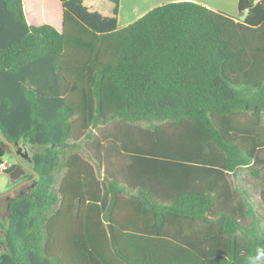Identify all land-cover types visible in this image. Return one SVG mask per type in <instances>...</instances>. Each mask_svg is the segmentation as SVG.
I'll return each instance as SVG.
<instances>
[{"label": "trees", "instance_id": "1", "mask_svg": "<svg viewBox=\"0 0 264 264\" xmlns=\"http://www.w3.org/2000/svg\"><path fill=\"white\" fill-rule=\"evenodd\" d=\"M24 1L0 0V131L36 151L0 264H264V0L166 3L122 29L121 0H58L61 31ZM111 124L155 134L140 185L99 158Z\"/></svg>", "mask_w": 264, "mask_h": 264}, {"label": "crops", "instance_id": "2", "mask_svg": "<svg viewBox=\"0 0 264 264\" xmlns=\"http://www.w3.org/2000/svg\"><path fill=\"white\" fill-rule=\"evenodd\" d=\"M55 1L58 2L60 7L61 3L58 0ZM83 1L87 7L94 8L97 11H102L108 2V0ZM173 2L198 3L208 7L211 10L220 11L232 17H237L239 14V0H121L118 27L120 29L125 28L146 15L154 8ZM24 8L26 9V4L24 5ZM26 14L29 20H34L33 16L31 17V14L28 12V10H26ZM60 14L61 20L62 11ZM45 22L51 23L50 21ZM61 29L62 24L60 30ZM105 130L106 133L102 136V139L104 142L110 140L109 144H112L110 149H105V153L103 152L102 155L105 159L104 161L107 168H110L114 172L115 176L129 181L132 186L140 185L141 183L139 182V173H144V167L141 165L140 160L142 157H144V155L150 154V148L155 142V134L145 127L121 124H111ZM159 130L160 131L158 134L161 138L162 135L167 136L164 134V132L166 133L168 130H174L176 132L182 131V129L177 126H162ZM0 198L3 197L0 196Z\"/></svg>", "mask_w": 264, "mask_h": 264}, {"label": "rangeland", "instance_id": "3", "mask_svg": "<svg viewBox=\"0 0 264 264\" xmlns=\"http://www.w3.org/2000/svg\"><path fill=\"white\" fill-rule=\"evenodd\" d=\"M25 4L26 3L24 1V5ZM28 8H30V9L28 10ZM26 10H28L30 12L32 10V15H34V18H33L34 20H29L27 17V14H26V17H27L29 24H32L35 26H38L41 24H49V25L55 27L57 30L61 31L60 28H61V24H62V19L60 20V17H61L60 13L62 11V8H61V6L59 7L58 2H56L55 0H32V4H31V2L26 4L25 13H26ZM45 21H50L51 23H47ZM262 122H263L262 127H264V120ZM108 126L109 125H107L105 127H100L95 132L97 135V141H98V143L100 145V149H101L99 158L104 163H105V161H104L105 159L102 156L103 152L105 153L104 150L110 149V146H112V144H109L110 140L104 142L102 139V136L105 135V133H106L105 129ZM129 126H131V125H129ZM165 134L167 135L166 137H168V136L173 137L176 134V131L168 130V131H166ZM19 147L22 148L21 150L23 153L29 154V158H27L26 161H27L28 165L32 166L31 156L36 151V148L30 147V146L25 145V144H19ZM82 148H83V157L84 158H86L88 155H91L93 152L96 151L95 142L92 143V142L86 141V140L83 141ZM3 163L7 164L8 167H13L15 165L18 166V164H19L17 157L14 156V154H12V152L9 149H7V153H6L5 157L3 158ZM98 175L101 178L100 173ZM21 177L14 179L13 177H11V175L2 176L0 174V195H4V196H2L3 198H0V225L2 226V228H0V239H2L3 235H4L3 228L5 229L8 226V222H9V218H10L8 205L10 203V200L15 199L20 193L26 194L32 190V184H26L20 190L14 192V194L10 193V191H12L19 184H21ZM246 179L248 181H252L249 177H247L244 174V175L240 176L238 181L233 180V183L234 184L239 183L241 185H245V187L249 190V192L251 194V198L255 201L256 204H258L259 203L258 201L260 199L259 187L247 184L245 182ZM3 252H4V247L0 246V254Z\"/></svg>", "mask_w": 264, "mask_h": 264}, {"label": "water", "instance_id": "4", "mask_svg": "<svg viewBox=\"0 0 264 264\" xmlns=\"http://www.w3.org/2000/svg\"><path fill=\"white\" fill-rule=\"evenodd\" d=\"M0 139H1V142H0L1 147L5 149L9 148L13 152V154L17 157L18 162H19L18 166L11 174V177H13L14 179H17L25 174L26 168H28L29 170H32L30 167L24 164L23 160H26L27 158H29V154L23 153L21 150L22 148L19 147V144H12L11 142H9L7 139H5L2 136L1 131H0ZM17 146L19 147V149H16ZM23 186H24V183L19 184L12 191H10V193L14 194V192L20 190ZM0 196H3V195H0Z\"/></svg>", "mask_w": 264, "mask_h": 264}, {"label": "flooded vegetation", "instance_id": "5", "mask_svg": "<svg viewBox=\"0 0 264 264\" xmlns=\"http://www.w3.org/2000/svg\"><path fill=\"white\" fill-rule=\"evenodd\" d=\"M8 149H9V148H8ZM16 149H19V147L17 146ZM9 150H10V149H9ZM10 151H11V150H10ZM11 152H12V151H11ZM12 153H13V152H12ZM23 161H24V163H25L26 166L31 167L30 165L27 164V161H26V160H23ZM28 171H29L28 168H26L25 174H24L21 178H23V177H27L28 174H27L26 172H28ZM29 184H32V183H29Z\"/></svg>", "mask_w": 264, "mask_h": 264}, {"label": "built area", "instance_id": "6", "mask_svg": "<svg viewBox=\"0 0 264 264\" xmlns=\"http://www.w3.org/2000/svg\"><path fill=\"white\" fill-rule=\"evenodd\" d=\"M8 165L7 164H5V163H2V164H0V171L1 172H4V171H6V170H8Z\"/></svg>", "mask_w": 264, "mask_h": 264}, {"label": "clouds", "instance_id": "7", "mask_svg": "<svg viewBox=\"0 0 264 264\" xmlns=\"http://www.w3.org/2000/svg\"><path fill=\"white\" fill-rule=\"evenodd\" d=\"M259 255H260V256H264V252H260Z\"/></svg>", "mask_w": 264, "mask_h": 264}]
</instances>
